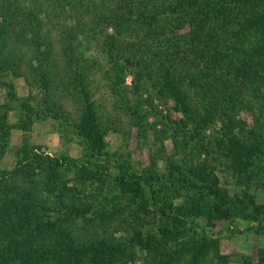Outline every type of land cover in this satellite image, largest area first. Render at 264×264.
Masks as SVG:
<instances>
[{"label": "trees", "instance_id": "trees-1", "mask_svg": "<svg viewBox=\"0 0 264 264\" xmlns=\"http://www.w3.org/2000/svg\"><path fill=\"white\" fill-rule=\"evenodd\" d=\"M46 2L0 0V78L22 74L26 79L31 75L46 90L58 81L59 73L53 66L39 71L29 62L21 70L18 63L22 54L13 43L9 52L3 51L17 24L19 49L25 43L33 46L38 53L35 58L41 61L50 43L47 33L55 27L68 68L63 76L78 81L83 99L81 116L74 126L90 152L81 158L50 157L21 147L13 167L0 170V264H126L127 250L86 229L85 216L91 203L76 206L60 202V194L66 197V187L59 183L54 207L46 201L47 196L36 205L35 193L15 181L44 172L47 179L43 188L52 192L62 167H77L96 180H106L130 195L138 210L148 212L147 208L153 207L166 218L167 223L153 235L146 239L138 235L130 241L131 247L140 244L149 253L151 263L173 264L186 257L187 264H200L212 249L214 228L222 220L232 223L237 219L245 224L241 232L264 236V203H257L246 192L230 194L218 186L217 179H210L205 167L196 165L178 179L174 189L185 185L189 192L178 201V197L162 195L148 179L136 176L125 159L108 153L84 82V73L97 61L92 58L86 68L79 69V61L72 55V48L78 47L74 40L87 18L91 28L103 36L97 41L101 45L98 50L108 64L103 76L112 94L121 93L129 74L135 92L154 89L161 96H169L182 115L179 123L192 124L195 136L212 121H219L221 132L213 137L214 150L231 164L238 180L248 184L257 173L262 180L264 130L258 129L264 121V0ZM66 17H75L73 25L65 23ZM22 106L31 110L27 102ZM241 109L257 111L255 122L250 128L240 123L242 126L234 130ZM6 117V111H0V148L6 146L11 127ZM110 161L117 171L108 170L106 162ZM48 211L57 213L51 217ZM202 219L204 224L199 223ZM78 221H85L86 227L76 229ZM259 259L243 264H264V255Z\"/></svg>", "mask_w": 264, "mask_h": 264}, {"label": "rangeland", "instance_id": "rangeland-1", "mask_svg": "<svg viewBox=\"0 0 264 264\" xmlns=\"http://www.w3.org/2000/svg\"><path fill=\"white\" fill-rule=\"evenodd\" d=\"M53 20L57 22L56 19ZM74 22L75 17L65 18L67 25H73ZM83 23L78 38L74 40L78 47L72 48V55L78 59L79 69L86 68L92 58L97 61L90 65L91 70L84 73V82L88 85L96 108L97 123L106 141L105 150L125 159L136 176L153 182L152 186L162 195L166 193L170 199L178 197L177 200L181 201L189 195L185 185H177L176 190L173 186L178 183L179 178L189 173L190 168L198 165L199 168L205 167V173L210 179H217L218 186L230 194L241 195L246 192L253 195L257 203L263 204L264 176L261 180L257 173L254 179L245 184L243 179H237L231 164L214 150L213 137L221 132L218 128L219 121H212L201 129L199 136H195L192 124L185 126V122L179 123L182 115L169 96H161L154 89L135 92L129 74L125 77L121 93H111L109 83L103 76V71L108 70V64L98 50L101 45L97 43L103 36L91 28L89 19L85 18ZM14 26L12 36L8 38L11 42L3 48L4 53L12 49L13 43L15 49L22 54L18 63L21 70L29 62L34 67L38 66L39 71L44 70L47 65L50 68L53 66L59 73V80L54 81L46 90L40 82H34L31 75L26 79L22 74L0 78V111H6V123L11 126L6 146L0 148L3 152L0 154V170L13 167L21 147L50 157L89 156L90 149L74 126L81 116L83 99L79 94L78 81L63 76L68 68L61 35L55 27L50 29L47 33L50 41L46 49L47 56L39 61L35 58L38 53L33 46L25 43L19 49V42L15 41V35H19V25ZM108 31L111 32L109 29ZM69 80H72V83L69 82L71 84L68 83ZM22 102H27L31 110L24 108ZM256 114L257 111L241 109L237 116L239 123H236L234 130L242 126V123L245 128L253 126ZM262 115L264 120V114ZM258 130H264V121ZM106 165L110 172L117 171L112 161L106 162ZM46 179L44 172H35L24 179L18 177L15 181L35 193L36 205H40L41 199L47 196L46 201H50V207L58 202L56 195L60 194L59 183H64L66 189L63 192L67 198L60 194V202L64 201L66 205L74 203L76 206L91 203L85 216L88 227L85 221H78L74 225L76 229L84 225L92 235H98L107 242H117L124 252L127 250L126 255L122 254L127 259L126 264H154L149 260V253L142 250L140 244L130 246V241L138 235L146 239L167 223L165 217L153 211V207H148V212L138 210L131 196L122 193L119 187L106 180H96L77 167H62L59 182L55 183L57 187L52 192L43 188ZM56 213L57 211H48L51 217ZM233 220L232 223L223 220L217 222L212 249L200 264H243L244 261L257 262L263 257L264 236L241 232L240 229L245 224L239 223L237 219ZM204 221L199 220V223L204 224ZM83 232L84 237H89L85 231H81V234ZM187 263L186 257L173 262Z\"/></svg>", "mask_w": 264, "mask_h": 264}]
</instances>
